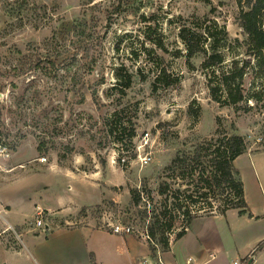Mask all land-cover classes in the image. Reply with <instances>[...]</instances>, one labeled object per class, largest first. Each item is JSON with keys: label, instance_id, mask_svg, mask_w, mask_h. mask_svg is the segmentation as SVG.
<instances>
[{"label": "rangeland", "instance_id": "1", "mask_svg": "<svg viewBox=\"0 0 264 264\" xmlns=\"http://www.w3.org/2000/svg\"><path fill=\"white\" fill-rule=\"evenodd\" d=\"M239 12L238 0H0V142L10 153L0 155V196L23 223L9 228L10 215L0 207V264H40L32 242L52 234L46 223L52 228L90 224L117 236L114 225L131 226L133 233L127 236L137 237L138 255L146 259L141 264H162L152 256L146 237L151 210L161 209L165 200L171 206L175 198L203 215L230 201V189L222 195L212 192L196 205L188 197L203 190L197 177L202 163L192 162L196 148L228 134L242 135L250 149L258 150L241 154L235 167L245 175L256 172L264 189V98H253L264 86V69L255 55L246 53ZM184 26L228 31L221 46L225 68L233 60L240 65L251 61L246 102L233 106L213 100L211 70L202 67L203 54L189 56L180 36ZM163 70L172 83L161 79L154 85ZM191 107L200 109L197 117ZM108 119L116 122L114 133ZM147 154L151 160L144 164L140 156ZM177 155L190 157L182 177V171L169 169ZM52 163L58 173L48 172ZM204 165L209 174L208 163ZM65 167L82 181L61 173ZM165 181L171 190L161 195ZM83 183L95 184L96 191L88 195ZM133 190L141 195L138 205ZM59 198L70 200L75 209L52 214L35 209ZM39 210L41 226L36 224ZM237 213L231 208L226 220L248 226V217ZM172 216L176 223L170 241L185 219L177 208ZM205 221L212 227L219 223ZM244 232L227 238L211 259L209 248L202 256L194 252L193 234L179 238L172 255L184 261L190 256L191 264H244L242 258L262 241ZM116 240L111 241L114 254L98 264H123L127 251ZM19 248L24 253H16ZM51 253L52 260L74 255L66 247ZM254 257L253 264H264V251Z\"/></svg>", "mask_w": 264, "mask_h": 264}, {"label": "trees", "instance_id": "2", "mask_svg": "<svg viewBox=\"0 0 264 264\" xmlns=\"http://www.w3.org/2000/svg\"><path fill=\"white\" fill-rule=\"evenodd\" d=\"M240 12L238 16L239 25L244 34L243 44L246 53L251 56L255 55L262 69H264V0H238ZM208 16L205 20H208ZM228 31L225 28L212 31L211 27L201 26L200 28H193L184 26L181 29L180 36L184 40L188 54L190 57L198 54H203L202 67L211 70L210 76V92L214 101L221 105L237 106L246 102L247 96L245 94V75L250 68L251 61L249 59L243 60L241 65L238 60H233V63L225 68V55L221 51V46L224 40L228 38ZM202 42L210 45V49H206ZM157 76L154 85L161 79H167L168 84L173 80L168 78L166 70H163ZM130 76V75H129ZM131 76L128 77L126 85L129 86ZM253 98L260 100L264 98V86L255 92ZM190 113L197 117L200 113L199 108H190ZM108 119L111 132L114 133L115 123ZM125 129V128H123ZM131 135L133 132L131 131ZM249 145L246 139L237 133L228 134L223 137H218L215 141H210L207 146L203 143L198 146L192 156V162L202 163V168L198 172V183L203 184V189L197 192H191L188 197L196 205L199 199L208 198L212 192L223 194L226 189L233 192L234 197L230 201H226L222 207H219L218 213L224 214L228 209L236 208L241 214L247 212L248 205L245 199V188L243 180L239 171L234 166L235 159L246 152ZM208 150V152H206ZM204 153L206 160L204 158ZM188 156H180L173 160L169 169L182 171L181 177L185 174V170L189 167ZM204 162L208 163L211 171L206 174V166ZM171 190V185L168 182H162L159 188L161 195H168ZM174 195V194H173ZM133 203L138 205L141 200V195L136 190L132 192ZM168 198V197H167ZM161 209L156 207L151 210V216L147 225V232L149 234V246L152 256L158 260L159 252L167 251L170 248V233L175 227V218L172 216V209H181L183 212L184 224L177 232L176 238L179 239L186 233L187 227L191 221L199 216L198 213H193L191 205L186 206L180 204L175 198L170 206L169 203H162ZM214 213V211H213ZM264 249V240L257 243L249 256L242 259L244 264H249V259L258 251ZM252 264V263H251Z\"/></svg>", "mask_w": 264, "mask_h": 264}, {"label": "crops", "instance_id": "3", "mask_svg": "<svg viewBox=\"0 0 264 264\" xmlns=\"http://www.w3.org/2000/svg\"><path fill=\"white\" fill-rule=\"evenodd\" d=\"M254 151H258V150H252L249 148L247 150V153L250 152L253 153ZM260 153H264V149H260ZM238 158L239 156L235 159L234 166H236V162ZM20 167H22V165H20ZM49 171L58 173V171L54 170L53 163L50 165V169L48 170V172ZM237 171H239L240 176L244 183L245 199L248 205L247 212L241 214L239 210L236 209L238 211L237 214L241 218L248 217L246 218L247 219L246 221L248 222V226L249 227L252 226V227L251 229L245 230V228L248 226L243 228L242 226L239 225L238 226H235V224L231 225L229 220H226L228 211L230 209H228L224 214L214 212L210 214L199 215V217L191 221L190 225L186 229L185 235L182 236V239L185 238L187 239L190 238L192 234L194 235V239H193L194 252L197 253L198 255L202 256L204 252L207 251L209 248L208 257L209 259L213 258L216 255L215 251H219L224 248V241L227 238H229L230 236H237V235L241 236L242 235L241 233H243L244 230H245L244 233L248 235V238L253 237V241L258 239L264 240V189L260 183V176H258L257 173L255 172V174L253 173L252 175L251 173H248L249 175L247 174L248 175L247 177V175L241 173V170H237ZM60 172L72 179H79L80 181H82L83 179L81 176L78 175L79 173L76 174L74 171H71V169L67 167H65ZM84 186L85 189L88 190L87 192H85L88 195H89V191L91 192L96 191L95 184L93 186L90 183H86L84 184ZM44 187H47V185H44ZM88 195L83 196L84 203H87L86 200L89 199ZM260 195L262 196V200L260 199ZM0 198H1L0 207L5 208L7 214L10 215L11 220H8L6 218L9 224L12 227L23 225V223H21V221L15 216V212L12 213L13 207L11 206L10 201H8L6 197L2 195L0 196ZM70 203H71L70 200L67 201L66 199L62 200L61 198H59V201H57L56 199L55 201L50 200V201H44V203H38L36 204L35 209L37 207H41L42 209L44 208L49 211L48 214H52L51 213L52 210L55 209L59 210V212L61 213H66L65 211H69V209H75V204L73 205L72 203L71 204ZM206 219H214V220L217 219L219 223L217 226L212 227L206 223L205 221ZM253 221H255L254 225L256 226L252 225ZM45 225L47 229H51L52 234L46 235L45 239L32 242V245L34 247L33 250L36 249L35 252L37 254V258L40 264H91L92 259L94 261H97L98 264L103 262V259L105 257L114 254V248L111 241H114V243L116 244L117 242L116 239H121V241H123L122 244L125 246L124 253H126L127 251L126 257L123 258L124 261L123 264H141L142 262H145L144 260H146L144 257H139L138 255V248H137L138 239L134 235H132L133 237L130 236L131 238H128V236L131 234H127L128 236L127 235L117 236L114 234H109L107 231L104 230L105 229L104 227H96L90 224H83L73 227H54V228H52L49 223H46ZM30 231L32 230L29 229L25 232L30 233ZM102 233L104 234L106 233L105 235L107 236H103L104 234ZM97 235H101L100 237H103V239L102 240L101 238L97 239ZM36 236H38L40 239V237H42V234H38ZM213 237L216 238L215 242H212V247H207L206 243L212 241ZM178 240L180 239H175V238L172 239V241L170 242L169 250L161 252L162 256L159 257L161 259L162 264H187V259L184 261L183 259L176 258L174 255H172V246ZM63 247L69 248L74 255H72L71 253L70 255L72 256L70 258L52 260L53 257L51 252L56 251L57 249L58 250L62 249ZM262 250L264 251V249ZM262 250L261 252H263ZM15 252L24 253L22 248L17 249V251ZM251 252L246 256H249ZM78 253H81V259L76 260L79 257ZM122 255L123 254H121L120 257H122ZM82 257H84V259H82ZM251 258L253 259L252 261L253 264L256 257H254L253 255ZM178 260L180 262H178Z\"/></svg>", "mask_w": 264, "mask_h": 264}, {"label": "built area", "instance_id": "4", "mask_svg": "<svg viewBox=\"0 0 264 264\" xmlns=\"http://www.w3.org/2000/svg\"><path fill=\"white\" fill-rule=\"evenodd\" d=\"M0 152H1L0 155H3L5 157H10V153L6 150L5 146H3V144L1 142H0ZM45 159H46L45 157H41L40 161H44ZM140 159H141L142 163L147 164L151 160V156H150V154L143 155V156H140ZM38 215H39V217L37 218L36 224L38 226H41L44 224L43 219H42V210L38 211ZM0 216H2L1 210H0ZM7 224L9 226V228H12V226L8 223V221H7ZM113 231L116 234L127 235V234L133 233V228L131 226L114 225ZM146 237L149 239V234L147 231H146ZM192 260L193 259L191 257H189L187 260V264H191ZM144 263H146V261Z\"/></svg>", "mask_w": 264, "mask_h": 264}, {"label": "water", "instance_id": "5", "mask_svg": "<svg viewBox=\"0 0 264 264\" xmlns=\"http://www.w3.org/2000/svg\"><path fill=\"white\" fill-rule=\"evenodd\" d=\"M252 261H253V259L251 258V259H250V261H249V264H251V263H252Z\"/></svg>", "mask_w": 264, "mask_h": 264}]
</instances>
